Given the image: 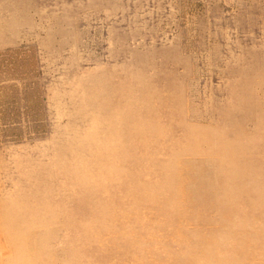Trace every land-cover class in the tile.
I'll return each instance as SVG.
<instances>
[{
    "label": "rangeland",
    "instance_id": "374dc122",
    "mask_svg": "<svg viewBox=\"0 0 264 264\" xmlns=\"http://www.w3.org/2000/svg\"><path fill=\"white\" fill-rule=\"evenodd\" d=\"M0 264H264V0H0Z\"/></svg>",
    "mask_w": 264,
    "mask_h": 264
}]
</instances>
